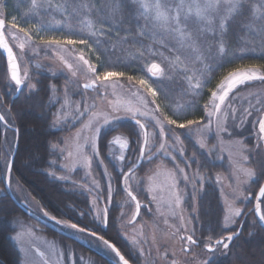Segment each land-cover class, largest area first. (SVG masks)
<instances>
[{
    "label": "rangeland",
    "instance_id": "374dc122",
    "mask_svg": "<svg viewBox=\"0 0 264 264\" xmlns=\"http://www.w3.org/2000/svg\"><path fill=\"white\" fill-rule=\"evenodd\" d=\"M132 1L143 16L141 37L149 60L147 74L152 77L138 86L123 85L115 72L96 73L89 60L96 62V57L86 41L69 39L59 32L60 23L75 13L81 15V24L88 33L103 34V21L89 17L91 7H84L81 0H0V19L6 21L5 34L19 59L27 91L36 90L31 70L67 78L60 88L52 87L55 106L52 128L68 132L61 142L52 144L51 149L59 159L53 161L61 171L52 174L69 183L73 191L86 194L94 213L103 214L102 201L109 207H118L121 227L131 234L137 246L139 264H180L185 253L173 233L193 232L198 216L196 221L191 216L196 213L198 198L209 180L218 185L224 210L233 221L247 212L242 205L249 200L247 187L255 179L256 171L248 164L251 154L247 153L244 141L252 136L256 139L254 143L264 149V141L254 133L257 125L254 127L250 115L264 103V97L254 99L255 93L264 87L240 89L237 86L258 73L256 66L243 63L208 79L211 56L219 58L226 54L223 36L229 21L241 12L245 0ZM252 14L254 20H259L263 10L256 5ZM154 66L160 68L156 75L152 73ZM93 82L97 87L91 91L84 89L83 85ZM151 82L162 90L177 89L186 104L201 96L205 117L195 122L189 117L186 123L172 127L154 103L153 97L158 94L151 88ZM230 88L231 92L226 95ZM238 89L237 101L232 105V93ZM251 101L248 119L238 118V107ZM130 119L141 122L148 136L144 165L128 179V185L134 194L141 191L152 207L133 226L129 223L134 217L135 205L128 196L119 194L115 183L114 171L123 174L128 168L123 165L125 160H117L120 149L110 146L109 161L103 160L99 152V136L103 131L113 130L117 122ZM181 131L186 132L211 162L223 165L225 172H217L209 179L200 168H193ZM13 139L9 134V140ZM122 139L127 138L114 135L110 141ZM143 142L144 132L134 155L130 154L135 157L130 163L136 160V165ZM11 185L23 202L42 213L41 205L18 181ZM177 210L182 215L181 228L171 216ZM28 234L24 240L26 264H38L32 248L39 244L42 247L38 248L44 251L47 245L34 235L35 230L25 236Z\"/></svg>",
    "mask_w": 264,
    "mask_h": 264
},
{
    "label": "trees",
    "instance_id": "16d2710c",
    "mask_svg": "<svg viewBox=\"0 0 264 264\" xmlns=\"http://www.w3.org/2000/svg\"><path fill=\"white\" fill-rule=\"evenodd\" d=\"M84 7H91L88 10V16L91 18H100L104 23L103 34L91 35L81 24V15L72 13L66 17L63 23H60L59 32L69 39L86 41L87 47L91 48L96 62L91 61V65L95 68L96 73L115 72L119 74L121 83L125 86H138L141 81H151L152 77L147 73V65L149 64L148 54L145 53V41L142 40L141 32L143 25V16L139 11L138 6L132 0H81ZM259 5L263 14L259 20H254L253 9ZM226 54L219 58L211 56L212 67L208 79L216 78L217 75L230 66L243 63L246 66H256L258 73L253 77H247L237 86L240 89L244 87L263 86L264 87V0H245L240 13L236 14L228 23L226 33L223 36ZM209 47V44L207 45ZM210 50V49H209ZM149 58H151L149 56ZM31 80L36 83L35 91H27L26 86L21 95L13 102L11 99L16 93L15 85L10 81L7 73V65L0 53V81L3 83L2 96L5 101L6 112L3 114L8 126L4 127L5 136L3 138V126L0 123V170L6 171L10 159L14 153L16 144V131L18 130V150L12 167V183L20 181L25 190L33 196L43 209L53 205L57 213L67 216L68 218H77L76 213L79 211L81 202V226L99 228L96 225L93 211L90 207L89 198L81 192H74L68 185H64L62 180L55 177L61 172L55 166L53 160L59 161L56 152H53L51 147L54 143L62 141L68 133L65 131L54 130L52 128V120L54 116L55 106L52 103V87L60 88L67 82L66 76H52L43 72H35L31 70ZM151 88L158 95L153 97L154 103L160 108L163 119L170 123L172 127L177 124L186 123L187 120L195 122L205 117L203 109L205 106L201 103V96H196L189 104L185 103L180 91L177 89L166 87L164 90L161 87L151 82ZM238 89L232 93L233 100L231 104L236 103ZM254 95V93H251ZM247 94V95H251ZM264 97V88L261 87L260 92L255 93L254 99ZM247 98V97H246ZM230 100V99H229ZM244 103L238 107V118L248 119V114L251 111L250 105ZM256 109L255 114H250L254 119V127L264 113V103ZM182 106V107H180ZM230 113V110H229ZM250 117V118H251ZM134 120H125L116 123V128L113 130L103 131L99 136V152L101 157L108 160L109 142L112 136L121 135L130 143L127 159H125L124 167H134V163H130L133 158L135 149L141 138H143V130L139 124H135ZM177 131H180L179 129ZM186 132L181 131V139L186 147L187 158L191 159V166L197 167L203 173L211 176L217 172H225L223 165L213 163L206 153L194 144ZM254 133L258 135V130L254 129ZM9 134H12L14 139L9 140ZM252 136L244 141L250 152L249 166L255 169L256 177L249 183L247 194L249 201L242 206L245 211H248L256 197V194L264 182V149H261L260 144H255ZM260 142V141H259ZM133 152V155H130ZM253 154V155H252ZM135 158V157H134ZM133 158V159H134ZM223 164V163H222ZM142 166L138 169H142ZM52 175V176H51ZM121 176L118 171H114L116 188L121 194ZM53 177V178H52ZM213 184V185H210ZM210 190L211 193H207ZM206 191V193H204ZM136 192V191H135ZM201 197L211 199L220 198L218 185L209 180ZM138 193V198L145 202L149 201ZM120 196V195H119ZM215 204V203H214ZM264 208V199L262 201ZM150 209L151 204L149 203ZM190 208V204L188 205ZM109 223L112 217L118 215V209L112 205L109 208ZM245 217V213L238 220L229 219L228 229L224 232L226 235L238 231L239 226ZM110 227V225H109ZM20 229L22 239L20 264H26L27 253L24 240L29 237L28 231L44 233L45 227L40 226L34 219L21 211L10 199L6 193L3 181H0V234L4 232L6 240H13L15 232ZM105 236L116 245L120 246V238L115 232V228L110 227ZM20 235V237H21ZM218 237H213V239ZM3 241L0 235V245L6 247L9 244ZM13 244V242H11ZM37 246H40L37 244ZM228 252L220 258L219 264H264V231L251 215L245 219L241 235L236 238L228 247ZM124 255L130 258V255L123 249ZM0 264H14L13 259L7 258V252H0Z\"/></svg>",
    "mask_w": 264,
    "mask_h": 264
},
{
    "label": "flooded vegetation",
    "instance_id": "af4514ba",
    "mask_svg": "<svg viewBox=\"0 0 264 264\" xmlns=\"http://www.w3.org/2000/svg\"><path fill=\"white\" fill-rule=\"evenodd\" d=\"M2 87H3V83L2 81H0V123L3 126V130L4 127L6 126L12 129L11 126L7 125L3 115L6 112L5 110L7 108L9 110L10 107L6 108L5 101L2 96ZM230 90L231 88L226 92V95L231 92ZM12 104L13 103L11 99L10 106H12ZM2 118L4 119V121L2 120ZM13 129L16 131V141H17V137L19 138L18 130L16 128ZM141 129L143 130L142 127ZM4 136H5V130L3 131V138ZM116 141L117 140H111L110 143L111 145L120 149L119 151L121 152V156H118L117 160L119 162H124L127 155L126 153L128 152L130 146L128 147V149L125 150L122 147L116 145L115 144ZM140 155H141V150H140ZM140 155L138 156V160ZM144 158H145V154H144ZM134 167L126 169L123 172L121 176V186H120L121 193L128 196L131 199V201L134 203V205L135 202L131 194L135 195L140 203V214L135 222H133L134 217L131 219L129 223L130 226H133L136 222H138L140 217L144 214V212L149 211L150 209L149 203L145 202L144 200L141 201L138 198V196L133 193V191L131 190L132 188L129 187L128 185V179L134 173L128 176L123 181L125 174ZM7 171L8 168L6 171L0 170V181H3L5 190H6ZM11 179H12V173L10 178V187L12 191ZM58 179L60 180V178ZM62 182L64 185L71 186L67 182L64 181ZM19 184H21L20 181ZM210 185L213 184L210 183ZM74 192H78L80 194V200H81V190L79 191L74 190ZM12 193L20 204L25 206L32 213H34L35 215H37L38 217H40L49 224V226L45 225L42 222L32 218L38 224H40V226L45 227V229H43L44 233L35 232L34 234L38 238L41 237V239H43L47 245L44 251L38 248V247L41 248L42 246H35L32 248L34 255L36 256V262L38 264H122L114 248L117 249L129 263L139 264L138 259L136 257L138 255L136 251L137 246L136 247L134 246L133 237L131 236V234L124 231L123 228L121 227L120 212L116 217H112L111 223H109L110 207L107 206L104 201L100 203L101 206L100 209H102L103 214L102 213L98 214L96 212L95 213L93 212L96 225L99 228L92 229L91 227L81 226V202L79 205V211L78 213H76L78 217L68 218L67 216L64 217L63 215L57 213L53 205L47 207L46 210L42 208V213H39L34 209H32L31 207H29L25 202H23L13 191ZM204 193H206V191ZM207 193H211V191L208 190ZM8 196L10 197L11 201L20 209V207L15 203V201L11 198L9 194ZM255 199H254V203H255ZM262 201H261V208L264 216V208ZM254 203L252 207L246 212L242 222L243 221L245 222V219L251 215L256 220L255 214L253 212H250L254 207ZM114 206L115 208L118 209L116 205ZM135 212H136V206H135ZM171 214L173 220L177 221V227L178 226L180 228L183 227V223L181 221L182 215L180 211L177 210L176 213L171 212ZM192 214L193 213H191V215ZM197 216L198 219L196 221ZM191 217L196 221L195 223H193V232L187 233V231L185 230H179L178 232L181 233H173V235L176 237L178 241L180 250H183L185 253L184 255L185 257L180 259V264H219L220 258L224 256L225 253L228 252V248H227L228 246L225 243L219 244L218 241H220L221 239L227 236L224 232L228 229L229 219H230L229 213L224 210L221 196L216 200L207 197L198 198L196 213L193 214ZM109 225L110 227L115 228V232L117 233L118 237L121 240V242L119 243L120 246L111 242L105 236L104 233H107L108 229L110 228ZM0 235L3 237L4 242H7V240H9L8 241L9 244L5 245L6 247L0 245V252H7L8 259L10 260L13 259L14 264H20L19 261L21 259V254L20 253L18 254V252L21 251V240H20L21 230L18 229L15 232L13 236L14 237L13 240L10 238L6 240V235L4 234V232H2ZM210 237L212 238L218 237V238L209 239ZM85 238H87V240H84ZM11 242H13V244H11ZM112 246H114V248ZM37 249L40 250L45 255V258H43L41 255L37 253ZM123 249H126L128 254L130 255V258L124 255ZM0 256H2L1 253Z\"/></svg>",
    "mask_w": 264,
    "mask_h": 264
},
{
    "label": "water",
    "instance_id": "95a60500",
    "mask_svg": "<svg viewBox=\"0 0 264 264\" xmlns=\"http://www.w3.org/2000/svg\"><path fill=\"white\" fill-rule=\"evenodd\" d=\"M5 26H6V21L5 19H0V52L2 54V56L5 59L6 65H7V73H8V77L10 79V81L15 85L16 87V93L15 95L12 97V103L21 95L22 91L24 90L25 87V81L23 80V75H22V70H21V66H20V62L19 59L17 57V54L15 52V49L13 48V46L11 45L9 39L7 38L6 34H5ZM160 72V68L157 66H154L152 68V73L154 75L158 74ZM258 78H264V77H258ZM244 83V81L242 82ZM84 89L87 90H93V88L97 87V83L93 82L89 85H83ZM2 120L4 121V119L2 118ZM135 124H140L141 127L143 128V132H144V142L141 148V155L139 157V160L137 162V164L135 165V167L133 169H131L129 172H127L123 178V181L130 176L131 174L135 173L142 165L143 163V159H144V153H145V148H146V144H147V129L145 128V126L139 122L138 120H134L133 121ZM257 130L258 133L260 135V138L262 141H264V113L262 114L259 122H258V126H257ZM116 145L122 147L123 149H128L129 144L126 140L122 139V140H117L115 142ZM18 150V137H17V141L15 144V149H14V153L10 159V163L8 166V171H7V175H6V190L7 193L11 196V198L15 201V203L20 207V209L27 214L29 217L36 219L37 221L42 222L45 225L49 224L44 221L43 219H41L40 217H38L37 215H35L34 213H32L30 210H28L25 206H23L22 204H20L17 199L15 198V196L13 195L12 191H11V187H10V178H11V173H12V167L14 164V160H15V156ZM134 202H135V206H136V212H135V216L133 218V222H135L140 214V203L137 199V197L133 194H131ZM264 198V182L261 186V188L259 189L256 199H255V203H254V207L252 208V210L250 212H253L255 214L256 220L258 222V224L260 225V227L264 230V216L262 213V208H261V201ZM243 223L244 221L241 223L239 229L237 232L232 233L227 235L225 238L221 239L220 241H218L219 244L225 243L227 246H229L236 238H238L243 230ZM114 248V246H112ZM114 250L116 251L117 255L119 256L120 261L122 262V264H131L129 263L124 257L123 255L114 248ZM37 253L39 255H41L43 258H45V255L37 249Z\"/></svg>",
    "mask_w": 264,
    "mask_h": 264
}]
</instances>
